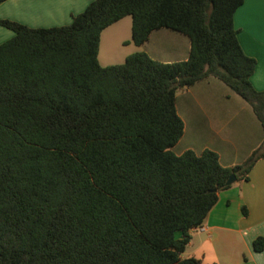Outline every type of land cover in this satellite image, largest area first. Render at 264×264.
I'll use <instances>...</instances> for the list:
<instances>
[{
	"label": "trees",
	"instance_id": "trees-1",
	"mask_svg": "<svg viewBox=\"0 0 264 264\" xmlns=\"http://www.w3.org/2000/svg\"><path fill=\"white\" fill-rule=\"evenodd\" d=\"M243 3L92 0L66 26L0 20L14 32L0 45V264H203L181 257L190 232L231 175L249 180L264 142L231 168L210 149L176 154L177 95L217 79L264 130L257 60L234 26ZM127 16L136 46L167 29L188 38L187 60L138 52L102 67L101 34ZM253 246L262 252L264 239Z\"/></svg>",
	"mask_w": 264,
	"mask_h": 264
},
{
	"label": "crops",
	"instance_id": "crops-1",
	"mask_svg": "<svg viewBox=\"0 0 264 264\" xmlns=\"http://www.w3.org/2000/svg\"><path fill=\"white\" fill-rule=\"evenodd\" d=\"M91 1L7 0L0 4V20L15 21L30 28L66 26ZM234 26L239 31V42L245 54L257 60L251 82L257 90L263 91L264 0H244L234 15ZM13 36L14 32L0 26V45ZM144 46H150L152 52L145 53L150 57L152 54V59L153 55L165 59L157 60L162 63L185 61L190 52L188 38L167 29L154 32ZM177 99V106L181 100L182 108L188 110L186 116H189L193 131L200 134L209 132L217 141V149L213 151L219 155L220 162L223 154L236 159L224 167L242 164L263 144L264 130L251 106L219 80L210 78L202 81L183 95H177ZM182 120L185 132L181 140L187 132L186 121ZM204 149L209 148L203 146L201 152ZM237 159H240V164L235 162ZM244 207L247 215H244ZM190 236L182 258L194 257L203 264H226L217 250L225 252L228 257L229 247L237 244L241 248L240 258L232 264H264V249L256 252L253 246L257 238L264 239V159L256 163L248 181H236L231 188L219 193L218 202L203 226L192 230Z\"/></svg>",
	"mask_w": 264,
	"mask_h": 264
},
{
	"label": "rangeland",
	"instance_id": "rangeland-1",
	"mask_svg": "<svg viewBox=\"0 0 264 264\" xmlns=\"http://www.w3.org/2000/svg\"><path fill=\"white\" fill-rule=\"evenodd\" d=\"M145 51L152 52L150 46L139 47L132 42V19L130 16H127L123 18V20H121L120 22L116 23L110 28L105 29L102 32L100 46H99L98 61L102 67L122 65L124 64L128 56L138 52H145ZM153 57L154 60H165V59H161L160 57H156V55H153ZM187 90L188 89L179 91L178 95L179 94L183 95V92ZM181 103L182 102L180 100L179 105L177 106V110L180 117L182 119H185L186 121L187 132L185 137L174 148V152L176 154H181L184 150L191 149L199 154L201 153L203 146H207V148H209L210 150L217 149L218 143L212 138V135L209 132L200 134L193 131L192 126L189 124V116H186L188 114V110L183 109ZM205 141L206 143L204 144ZM230 160H236V159L229 158L228 156H225L223 154L221 160L222 166L224 165L226 166V164H230L229 163ZM237 160L238 161L235 162L239 163L240 159ZM219 247L220 246L216 244V248ZM229 248L231 249V251L228 257L225 254V252L221 253L219 250H217L218 251L217 254L220 257L224 258L226 264L227 263L232 264V262H236L240 258L239 254L241 248L238 247L237 244L232 245ZM186 252H188V249ZM232 256H234L235 258H233Z\"/></svg>",
	"mask_w": 264,
	"mask_h": 264
},
{
	"label": "water",
	"instance_id": "water-1",
	"mask_svg": "<svg viewBox=\"0 0 264 264\" xmlns=\"http://www.w3.org/2000/svg\"><path fill=\"white\" fill-rule=\"evenodd\" d=\"M236 182V177L235 175H231V177L229 178V180L227 181V185H232L233 183Z\"/></svg>",
	"mask_w": 264,
	"mask_h": 264
}]
</instances>
